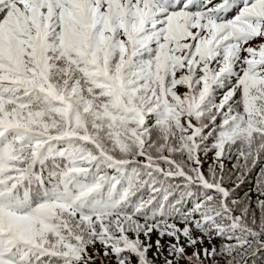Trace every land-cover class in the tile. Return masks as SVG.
Returning a JSON list of instances; mask_svg holds the SVG:
<instances>
[{
	"label": "snow or ice",
	"instance_id": "1",
	"mask_svg": "<svg viewBox=\"0 0 264 264\" xmlns=\"http://www.w3.org/2000/svg\"><path fill=\"white\" fill-rule=\"evenodd\" d=\"M256 256L264 0H0V264Z\"/></svg>",
	"mask_w": 264,
	"mask_h": 264
},
{
	"label": "trees",
	"instance_id": "2",
	"mask_svg": "<svg viewBox=\"0 0 264 264\" xmlns=\"http://www.w3.org/2000/svg\"><path fill=\"white\" fill-rule=\"evenodd\" d=\"M252 181L250 180L248 182V185L245 186V189H247L248 186H250ZM252 264H264V256H256L254 260L252 261Z\"/></svg>",
	"mask_w": 264,
	"mask_h": 264
}]
</instances>
